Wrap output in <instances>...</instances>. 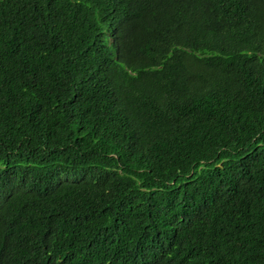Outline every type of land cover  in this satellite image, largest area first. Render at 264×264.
I'll return each mask as SVG.
<instances>
[{
    "label": "trees",
    "instance_id": "trees-1",
    "mask_svg": "<svg viewBox=\"0 0 264 264\" xmlns=\"http://www.w3.org/2000/svg\"><path fill=\"white\" fill-rule=\"evenodd\" d=\"M0 264H264V0H0Z\"/></svg>",
    "mask_w": 264,
    "mask_h": 264
}]
</instances>
